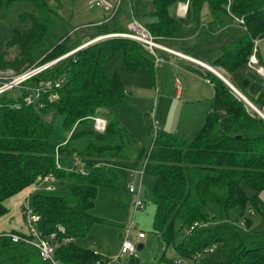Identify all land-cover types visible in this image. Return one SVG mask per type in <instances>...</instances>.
Returning a JSON list of instances; mask_svg holds the SVG:
<instances>
[{"label": "trees", "instance_id": "16d2710c", "mask_svg": "<svg viewBox=\"0 0 264 264\" xmlns=\"http://www.w3.org/2000/svg\"><path fill=\"white\" fill-rule=\"evenodd\" d=\"M20 1L28 2L32 10L18 16L19 25L6 46L19 53L13 60L0 54V70L19 74L57 62L22 88L0 96V218L7 214L5 201L49 178L52 191L42 184L28 198L39 217L37 228L42 235L63 229L65 237L76 240L100 222L90 213L98 189L127 191L130 172L142 168L143 177L154 179L148 190L153 230L170 245L177 229L180 258L212 248L204 264H264V232L252 231L247 215L246 230L229 222L234 209L244 216L248 209L264 214L259 197L264 192V120L223 81L208 74L211 112L194 139L187 142L161 131L149 150L137 149L131 162L125 154L134 137L119 122L99 116L102 109L127 98L119 75H109L105 67L118 52L130 73L148 71L153 78L157 67L146 50L124 38L110 37L79 49L89 40L126 32L125 20L132 18L144 20L141 23L159 42L172 39L187 24L199 28L207 5L211 21L205 36H200L202 42L210 41L228 18L231 25L241 20L245 28L244 36L218 43L221 55L213 67L230 74L248 63L253 41L264 34V0H151L150 11H141L139 0H121L115 15L88 26L95 32L82 39L76 33L81 28L67 26L46 0H0V15ZM183 2L187 24L175 15ZM58 79L63 81L58 89L45 90L32 105L24 104L23 97L32 90ZM95 118L106 121L104 133L94 130ZM194 224L197 228L187 235ZM55 259L59 264H96L100 256L72 242L57 249ZM0 264L47 263L33 247L0 235ZM126 264H136V257Z\"/></svg>", "mask_w": 264, "mask_h": 264}, {"label": "rangeland", "instance_id": "374dc122", "mask_svg": "<svg viewBox=\"0 0 264 264\" xmlns=\"http://www.w3.org/2000/svg\"><path fill=\"white\" fill-rule=\"evenodd\" d=\"M88 1L46 0L49 6L67 22V26L81 28L76 31L80 39L95 32V28L88 26L98 25L104 17L108 19L111 15L97 5L94 7L87 6ZM110 1L115 2L117 0ZM139 1L141 11L152 9L151 0ZM126 4L124 3L122 6V11L125 10ZM30 10H32L31 5L26 1L16 2L2 10L0 15V54L3 55L4 59L13 60L18 55L19 51L13 47H7L6 42L11 38L13 28L19 25L18 16ZM131 14L130 12V16ZM209 15L208 7L205 5L200 16L202 32L205 31L210 22L211 16L209 17ZM139 20L140 23L144 22V20ZM234 21L236 22V20ZM126 22L127 20L124 24ZM184 22L187 24L188 18L184 19ZM244 35L243 29L236 26L229 30L220 31L210 42L201 43L198 37V28L185 26V29L178 36L169 43L162 45L179 51L194 49V56L204 60L213 68V59L219 55L218 43L225 44L230 38ZM108 38L110 36L107 35L102 40ZM98 41L101 40L95 38L87 41L83 46ZM260 49H262V45H260ZM68 54L70 55V53ZM262 55L264 57V51ZM105 70L109 75L114 73L119 75L124 83L127 98L122 104L109 109H102L99 116L119 122L134 137L135 143L127 148L125 154L129 161L132 162L135 159L137 149L142 148L147 151L151 148L155 133L158 134L161 131L170 133L190 142L200 130L198 128L199 121H202L200 116L201 119H204V113L206 114L210 109L213 98L212 88L206 84L205 78L199 79L189 72L181 73L183 68L168 57L161 67L153 69V78L148 71L130 73L125 66L122 52L114 55L106 65ZM176 77L184 87V94L180 97L176 96L174 86ZM186 90L191 91V93L186 95ZM153 183L152 177H142L141 174L135 172L128 177L127 187L134 186L140 192L142 200V206L136 213L133 211L134 195L121 189L99 188L95 206L90 213L100 222L94 224L85 236L78 237L73 242L83 249L98 252L100 259H113L120 253L126 228L134 221L136 229L131 233V241L136 247L139 243L137 240L138 233L142 232L145 235V239L140 243L144 246L143 250H137L135 254L136 264H168L170 261L179 259L176 246L181 236L177 229L170 245H166L161 233H156L153 230L154 206L148 193ZM260 199L264 202V193L260 195ZM244 218L240 209H234L229 213V222L234 225L239 226L241 222H244ZM250 219L252 231L264 232V214H256V217ZM121 259L123 261L125 257Z\"/></svg>", "mask_w": 264, "mask_h": 264}, {"label": "built area", "instance_id": "2783aa9c", "mask_svg": "<svg viewBox=\"0 0 264 264\" xmlns=\"http://www.w3.org/2000/svg\"><path fill=\"white\" fill-rule=\"evenodd\" d=\"M121 0H117L115 2H111L110 0H89L88 6L94 7L97 5L102 10L108 11L111 13V17L116 13ZM187 10V3L180 4L178 6V12L179 14L184 15ZM239 24H243L241 20H238ZM110 37H119L128 39L131 41H134L138 43L144 50H146L151 58L153 59L154 66L158 67L161 66L166 60L163 56L158 55V51L164 52L168 55L175 56L182 59H188L184 54L171 50L169 48L164 47L158 42V39L154 37L150 31L139 21L132 18L127 23V31L124 33L119 34H111L108 35ZM106 38V36H101L97 40H102L103 38ZM93 43V42H90ZM87 45V44H86ZM84 45V46H86ZM84 46L80 47L83 48ZM79 48V49H80ZM257 42L256 40L253 41V50L252 53L248 59L249 66H253L257 64ZM76 50H74L75 52ZM72 52V53H74ZM71 53V54H72ZM57 62V61H56ZM56 62H52L43 66H40L38 68H32L27 71H24L22 73H14L11 70H0V96L3 95L6 92L12 91L14 89L22 88L25 83L33 78L34 76L38 75L39 73L43 72L47 68L53 66ZM202 67L205 69H209L207 66L201 64ZM261 69L258 68V72H260ZM63 83L61 79L56 80L54 83L51 82H45L40 85V87L35 88L32 90V93L23 97V102L25 105L30 106L33 104V101L35 98H38L41 92L49 89H58L60 85ZM56 98V95H52L51 100H54ZM247 105V104H246ZM18 108V106H14ZM248 109L264 119V107L261 109H258L251 104L247 105ZM93 127L94 130L102 134L105 132L106 129V121L101 118H95L93 119ZM156 136V133H155ZM154 136V137H155ZM139 173L143 177V169L139 168L137 170H133L130 172L129 176H132L133 173ZM83 173V172H82ZM52 182V179L44 178L39 181L35 186L32 187V192L39 189L40 185L46 184L45 188L48 191H52L54 188L50 185ZM127 192L131 195L135 196V201L133 204V211L136 213L142 206V200L140 197V192L134 187L129 186L127 187ZM252 214V212H250ZM21 214L24 218L25 222V232H6L4 235L13 243H24L26 245H29L36 249L39 253L40 258L45 261L47 264H59V262L55 259V252L57 249L61 248L62 246H66L68 244H71L74 240L70 237L64 236L63 229H58L57 232H54L49 235H42L41 232H39L37 228V223L39 220V217L37 214L34 213L32 208L30 207L28 200L22 204L21 208ZM239 227L245 228V225L243 222L240 223ZM197 228V225L194 224L191 226V228L188 230L187 235L191 234L195 229ZM136 229L134 221L126 228L124 232V236L122 239V245L120 249V253L117 257L113 259H100L96 264H123L122 257L131 258L132 256H135L136 254V246L131 241V233ZM145 235L142 232H139L137 235L138 239H143ZM214 250L211 248L209 250L201 252L194 253L189 260L184 259H177L173 262V264H204V256L209 255ZM95 255L99 256L98 252H94Z\"/></svg>", "mask_w": 264, "mask_h": 264}, {"label": "crops", "instance_id": "0c3cea01", "mask_svg": "<svg viewBox=\"0 0 264 264\" xmlns=\"http://www.w3.org/2000/svg\"><path fill=\"white\" fill-rule=\"evenodd\" d=\"M182 4H185V2H183ZM103 11H105V10H103ZM176 11L177 12H175V15L178 18H180V19H186L187 18L186 12L184 15H182V14H179L178 8ZM105 12L108 13V11H105ZM209 17H210V15H209ZM110 18H111V15L108 19H105V17H104L102 19V21L99 22L98 25L104 23L105 21L109 20ZM210 21H211V17H210ZM232 23L233 24L231 25V23L229 22V18H228L227 24L225 26H223L220 30H218L217 33L213 35V38L216 35H218L220 33V31L229 30L230 28L236 27V26L241 27L243 29V31L246 33L245 28H243L241 24H239L235 21ZM126 25H127V22H126ZM186 27L195 28L194 26H192L190 24H187ZM204 34H205V31L202 32V30L200 29V26H199L198 37L200 39V42L201 43H207V42H210L213 40V38H212L210 41H203L202 42L201 37L205 36ZM174 38L163 39L160 42L159 41L158 42L160 44L165 45V44L169 43L171 40H173ZM255 40L257 42V47H258L257 48V54H256L257 61H258L257 64L253 65V66H249V64L247 63L244 67H242V68L238 69L237 71L230 73V74L221 68H216V67L212 68L204 60H202L200 58H196L194 56V52H195L194 49H185L184 51H179L177 49H173L174 51H177V52L184 54L188 59H182V58H178L175 56H169L168 54L161 52V51H158L157 53H158V55L163 56L165 58V60H166V57H168L174 63H178V65H180L181 68H183V70H182L183 72H181V73L185 74L186 72H189V73L193 74L195 77H198L199 79H201L202 77L205 78L206 84L208 86H211V88H212V84L210 82V77L208 76V74H211L213 76H216V75L213 74L212 72L208 71L204 67H202L201 64L209 67L210 69H213L215 72H217L219 75H221V77L224 78L238 93H240L252 106H254L258 109H261L264 107V57L262 55V52L264 51V34L260 35ZM260 45H262V49H260ZM220 52H221V50L219 48V55H217V57H215V59H213V62L221 55ZM161 66H158L157 68H159ZM258 68L261 69L260 72H258ZM178 73H180V72H178ZM200 81H202V80H200ZM174 86L176 88V96L177 97L182 96L184 94V87H182L183 85L181 84V82L178 80L177 77L174 80ZM212 91H213V88H212ZM190 93H191V91H188V90H186V92H185L186 95H188ZM210 112H211V105H210V109L207 111V113L206 114L204 113V119H201V116H200V120H202V121L198 120L199 121V123H198L199 127L198 128L201 129V126L203 125L207 115ZM196 129H197V125H196ZM198 132L196 133V135L198 134ZM31 193H32V188H26L25 190H23L18 195L14 196V197H12V198H10L4 202V206L7 210V214L4 217L0 218V235L4 234L6 232H14V233L25 232V222H24V218L21 214V208H22V204L28 200L29 195ZM260 195H259V197H260ZM250 212H252V214ZM246 215L249 218L256 217V213L252 209H248L247 214H245L244 217H246ZM244 219H246V218H244ZM243 223L245 225V220ZM241 229L246 230L247 228L245 226V228H241ZM256 232H258V231H256ZM144 239H145V237L143 239L137 238V240L139 242L138 245H140V243ZM143 248H144V246H143ZM136 251H137V248H136ZM135 256H133V257H135ZM179 259L189 260L190 258L185 259V258L179 257ZM129 260H130V258L125 257V259L122 262H123V264H126ZM175 260H177V259H175Z\"/></svg>", "mask_w": 264, "mask_h": 264}, {"label": "water", "instance_id": "95a60500", "mask_svg": "<svg viewBox=\"0 0 264 264\" xmlns=\"http://www.w3.org/2000/svg\"><path fill=\"white\" fill-rule=\"evenodd\" d=\"M90 44H92V43H90ZM90 44H87L86 46H88V45H90ZM86 46H84V47H86ZM83 47V48H84ZM80 49H82V48H80ZM209 68V67H208ZM208 71H210V72H212L213 74H215L221 81H223L230 89H231V91L240 99V100H242L245 104H249L250 105V103L240 94V93H238L224 78H222L221 77V75H219L217 72H215L214 70H212V69H208ZM137 250L138 251H140V250H142L143 249V246L142 245H138L137 247Z\"/></svg>", "mask_w": 264, "mask_h": 264}, {"label": "bare ground", "instance_id": "6f19581e", "mask_svg": "<svg viewBox=\"0 0 264 264\" xmlns=\"http://www.w3.org/2000/svg\"><path fill=\"white\" fill-rule=\"evenodd\" d=\"M213 70V69H212Z\"/></svg>", "mask_w": 264, "mask_h": 264}]
</instances>
